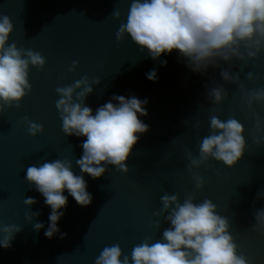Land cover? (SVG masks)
Returning <instances> with one entry per match:
<instances>
[{
  "label": "water",
  "instance_id": "95a60500",
  "mask_svg": "<svg viewBox=\"0 0 264 264\" xmlns=\"http://www.w3.org/2000/svg\"><path fill=\"white\" fill-rule=\"evenodd\" d=\"M131 2L0 0V16L10 17L14 25L9 45L38 51L46 59L43 70L30 67L32 90L20 108H5L0 116V225L22 229L15 234L11 248L0 247V264H95L101 250L113 244H119L130 258L132 248L145 237L155 242L170 227L163 216L159 217L161 227L154 226L165 193L179 194L181 202L193 193L196 202L212 200L218 213L228 219L239 252L249 257L251 264H264V234L254 230V214L264 209V195L257 198V193L264 194V140L256 143L264 137V105H254L249 111L244 101V92L264 88V53L246 64L234 60L231 68L221 62L222 68L239 74V87L225 84L218 68H209L204 74L191 71L178 51L153 60L130 37L121 43L116 40ZM114 10L121 13L120 20L112 16ZM74 60L79 63L75 73L69 71ZM152 70L157 75L154 82L147 78ZM248 72L254 75L251 82L246 79ZM84 76L90 82L100 79L85 101L93 114L113 95L148 101L144 105L148 115L139 118L149 131L140 134L126 164L127 174L107 166L101 178L93 179L82 174L75 163L82 157L81 144L86 137L63 133L56 88ZM217 85L225 87L229 95L213 112L208 90ZM214 114L222 120L235 115L244 126L247 147L231 169L214 160L194 169L205 181L197 192L187 154L198 157ZM25 117L42 124L43 134L28 135ZM256 117L261 121L260 132L256 131ZM54 159L71 161L73 172L84 176L93 197L90 206L81 207L64 192L68 202L58 223L60 232L66 234L63 239L59 234L45 237L51 209L25 179L28 166ZM27 197L37 201L31 208L23 203ZM33 212L40 215L29 222L26 215ZM36 222L44 228L36 231Z\"/></svg>",
  "mask_w": 264,
  "mask_h": 264
},
{
  "label": "clouds",
  "instance_id": "9594fccd",
  "mask_svg": "<svg viewBox=\"0 0 264 264\" xmlns=\"http://www.w3.org/2000/svg\"><path fill=\"white\" fill-rule=\"evenodd\" d=\"M112 16L120 20L121 13L114 10ZM13 31L10 17L0 16V116L5 108L15 106L19 109L22 100L31 92L30 67L43 70L46 65L40 52L18 48L15 43L9 45ZM126 37H130L142 53L147 50L153 60H159L164 53L178 51L191 71L204 74L209 68H218L225 84L239 87V74L225 70L221 62L231 68L234 60L246 64L264 53V0H132L126 22L120 24L116 33L118 43ZM161 63L166 65L167 61ZM78 67V61L74 60L69 71L75 73ZM147 78L154 82L157 79L155 70L150 71ZM246 79L253 81V73L248 72ZM93 84L99 85L100 79L90 82L89 77L84 76L74 84L56 88L60 97L56 108L63 133L86 137L81 144L82 157L75 161L82 174L99 179L107 172V166L127 174L126 164L140 134L149 131V126L139 118L148 115L144 108L148 101L135 96L113 95L93 114L85 103L93 93ZM228 95L222 85L208 90L213 112ZM244 101L249 111L254 105H264V88L244 92ZM23 122L31 137L43 134L42 124L27 117ZM260 130L261 121L256 117V131ZM244 132V126L235 115L226 120L212 115L209 134L200 142L198 157L190 152L187 154L189 171L199 170L212 160L228 169L235 167L247 147ZM262 140L264 137L256 143L260 145ZM25 179L29 188H35L51 209L45 237L52 239L59 234L61 239L65 238L66 234L58 228L64 215L61 209H66L68 202L64 192L67 191L81 207L92 203L84 176L73 172L71 161L54 159L28 166ZM193 180L195 190L201 191L204 178L193 172ZM261 195L264 194L257 193V198ZM160 200L162 207L155 213L154 226L161 227V216L170 225L163 230L161 239L153 242L150 236L145 237L132 248L130 258L123 254L119 244L105 246L95 264H251L249 257L239 252V245L230 234L228 219L218 213L212 200L205 198L196 202L195 193L185 196L182 202L179 194L165 193ZM23 203L31 208L37 201L27 197ZM39 215L33 212L26 215V219L31 222ZM254 218V230L264 234V209L257 210ZM43 228L41 222L34 224L36 231ZM21 230L18 225H0V247L11 248L15 234Z\"/></svg>",
  "mask_w": 264,
  "mask_h": 264
}]
</instances>
